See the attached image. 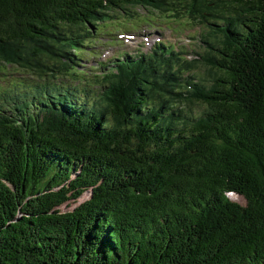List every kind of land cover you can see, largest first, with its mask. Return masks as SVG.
<instances>
[{
	"label": "trees",
	"instance_id": "1",
	"mask_svg": "<svg viewBox=\"0 0 264 264\" xmlns=\"http://www.w3.org/2000/svg\"><path fill=\"white\" fill-rule=\"evenodd\" d=\"M138 7L204 26L199 58L0 99V264H264V0H0V71L90 82L78 45Z\"/></svg>",
	"mask_w": 264,
	"mask_h": 264
},
{
	"label": "rangeland",
	"instance_id": "2",
	"mask_svg": "<svg viewBox=\"0 0 264 264\" xmlns=\"http://www.w3.org/2000/svg\"><path fill=\"white\" fill-rule=\"evenodd\" d=\"M150 11V9L145 7H138L131 11L133 17H123L120 14L115 15V13H113L114 15H112L109 20L98 25V29H92L94 33L91 39L78 45L82 51L78 52L79 59L76 61L79 62V65L77 64L75 69L89 76L88 79H90V82L78 81L76 78H67L65 81L54 79V81L59 84H66L70 87L76 86L80 89H86L89 92V99L93 100L95 98V93L100 90L99 86L92 79L93 76L101 75L105 68L110 69L114 66L117 59H122L126 55L132 54L135 56V52L148 53L152 50V48L150 51L142 50L143 47H150L147 45L149 43L145 44L143 38L138 36L143 31H150L161 35V44L166 51L173 49L176 43H178L179 45L177 47H181L184 52V59L186 60L197 57V53L202 52L204 47L200 41V33L205 30L204 26L194 24L187 20L179 21L176 19H169L166 16H159L158 13H150ZM136 13H138V16H136ZM116 16H118L119 19ZM101 28L102 30H100ZM97 30L100 31L96 33ZM129 33L135 34V40L132 43L125 41ZM117 36L122 37L116 40L115 37L117 38ZM126 44L132 47L138 46L140 50L132 49V47ZM213 44L215 47L216 41ZM37 81H39V78L32 73L6 65L5 69L0 71V99L3 91L12 88L15 82L35 84ZM99 84L101 85V83ZM182 107L185 112H188V110L198 111L199 109L196 106L192 109L191 106L182 105ZM200 109H202V107H200ZM89 196L90 190H87L83 192L79 198L75 200L70 199L61 204L58 208L62 212L70 211ZM228 197L241 205H245L246 203L245 198L241 195L229 193Z\"/></svg>",
	"mask_w": 264,
	"mask_h": 264
},
{
	"label": "bare ground",
	"instance_id": "3",
	"mask_svg": "<svg viewBox=\"0 0 264 264\" xmlns=\"http://www.w3.org/2000/svg\"><path fill=\"white\" fill-rule=\"evenodd\" d=\"M129 36H131L129 39L131 40V41H134V36H135V34H132V33H129L128 34ZM140 38H143V39H147V40H151V39H153L155 36H156V33H153V32H150V31H143V32H141L139 35H138ZM115 39L117 40V39H120V37L119 36H117V38L115 37Z\"/></svg>",
	"mask_w": 264,
	"mask_h": 264
}]
</instances>
